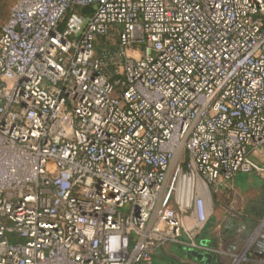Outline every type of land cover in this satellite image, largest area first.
Instances as JSON below:
<instances>
[{
  "label": "built area",
  "instance_id": "obj_1",
  "mask_svg": "<svg viewBox=\"0 0 264 264\" xmlns=\"http://www.w3.org/2000/svg\"><path fill=\"white\" fill-rule=\"evenodd\" d=\"M263 148L264 0H17L0 27V264L200 248Z\"/></svg>",
  "mask_w": 264,
  "mask_h": 264
},
{
  "label": "crops",
  "instance_id": "obj_2",
  "mask_svg": "<svg viewBox=\"0 0 264 264\" xmlns=\"http://www.w3.org/2000/svg\"><path fill=\"white\" fill-rule=\"evenodd\" d=\"M251 158L264 165V148ZM212 202V213L198 238L202 247L167 242L153 249L152 264H264L242 252L255 225L264 230V181L255 172L238 173L213 191Z\"/></svg>",
  "mask_w": 264,
  "mask_h": 264
},
{
  "label": "trees",
  "instance_id": "obj_3",
  "mask_svg": "<svg viewBox=\"0 0 264 264\" xmlns=\"http://www.w3.org/2000/svg\"><path fill=\"white\" fill-rule=\"evenodd\" d=\"M13 1V0H0V20L6 16V13H7V9H8V5L10 4V2ZM17 2V0H14L13 2V5ZM74 11L76 12H79L81 13L83 11V8L81 7H76L74 9ZM10 14V11L9 13ZM9 17V15H8ZM7 17V19H8ZM6 19V21H7ZM5 21V22H6ZM4 22V23H5ZM3 23V24H4ZM2 24V25H3ZM1 27V25H0ZM113 45H112V39L109 38V36H98L96 41H95V49H96V52L97 54H100L101 52H103L104 50H108L110 48H112Z\"/></svg>",
  "mask_w": 264,
  "mask_h": 264
},
{
  "label": "water",
  "instance_id": "obj_4",
  "mask_svg": "<svg viewBox=\"0 0 264 264\" xmlns=\"http://www.w3.org/2000/svg\"><path fill=\"white\" fill-rule=\"evenodd\" d=\"M263 230V229H262ZM258 235L257 238H255ZM253 235L243 250V254L249 258V256H256L260 260H264V230L263 232H256V236ZM254 244H252L253 240Z\"/></svg>",
  "mask_w": 264,
  "mask_h": 264
},
{
  "label": "rangeland",
  "instance_id": "obj_5",
  "mask_svg": "<svg viewBox=\"0 0 264 264\" xmlns=\"http://www.w3.org/2000/svg\"><path fill=\"white\" fill-rule=\"evenodd\" d=\"M13 2H14V0L11 1L10 4L8 5V9H7L6 16L3 17V18L0 20V25H2V24L6 21L8 15H9L8 13H9V11L11 10V7L13 6ZM258 229H259V225L257 224V225H255V227H254V229H253V233L251 234L250 237H252L253 235L256 236V232L258 231ZM259 232H263V230H261V231H259ZM255 236H254V237H255ZM242 252H243V251H242Z\"/></svg>",
  "mask_w": 264,
  "mask_h": 264
},
{
  "label": "flooded vegetation",
  "instance_id": "obj_6",
  "mask_svg": "<svg viewBox=\"0 0 264 264\" xmlns=\"http://www.w3.org/2000/svg\"><path fill=\"white\" fill-rule=\"evenodd\" d=\"M253 257L257 258L256 256L252 255Z\"/></svg>",
  "mask_w": 264,
  "mask_h": 264
}]
</instances>
